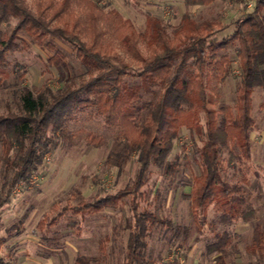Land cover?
Listing matches in <instances>:
<instances>
[{
  "label": "trees",
  "instance_id": "obj_1",
  "mask_svg": "<svg viewBox=\"0 0 264 264\" xmlns=\"http://www.w3.org/2000/svg\"><path fill=\"white\" fill-rule=\"evenodd\" d=\"M182 1L186 6H205L219 0ZM220 1H231L241 7L231 23L220 27L218 22H198L186 14L171 39L160 19L148 18L147 29L141 33L118 12H105L98 1H77V12L72 5L75 0H34L35 16L24 0H0V23L11 18L18 20L9 38L6 40L5 35L0 38V77L9 78L8 57L20 49L17 37L22 32L36 44H46L55 50L49 63L59 66L64 57L48 41L50 36H56L75 47V56L87 71H97L78 86L65 84L56 92L36 94L24 87L20 112L0 114V145L7 171L12 174L0 192V209L10 202L17 186L31 185L43 164L44 154L56 150L59 137L67 136V126L77 115L92 110L108 127L119 130L128 153L137 156L136 179L132 187L94 203L82 201L64 210L83 218L91 210L115 209L120 200L132 195L130 211L134 220L126 224L130 233L123 264H152L145 259L142 248L156 216L141 212L134 196L146 183L152 166L162 169L167 177L176 173L177 163L169 162L168 158L183 128L202 133L205 127L203 146L198 151L201 171L189 195L192 210L205 215L213 207L227 229L235 224L251 223L257 208L242 185L224 179L221 153L234 166H247L252 159V132L256 126L253 94L256 89L264 91V0H253L251 4L245 0ZM80 12L86 17L85 23L77 14ZM52 22L57 26H52ZM229 29V37H219ZM114 42H119L139 64L131 77L151 83L159 92L147 104L142 119L125 111L123 75L128 73L109 56ZM141 43L145 44L148 57L143 56ZM230 46H237L240 66L237 97L233 109L221 106L225 114L218 118L217 112L208 107L211 103L208 83L211 77L224 82L231 74L232 61L220 54ZM201 114L205 118L204 127ZM48 133L56 135L57 141L51 140ZM59 215L62 217V213ZM26 218L27 214L22 222ZM77 225L72 223L69 227L78 231L81 227ZM227 229L207 246L209 254H217L215 264H228L232 233ZM100 250L104 253V242L100 243ZM247 251L264 259V228L260 225L253 228ZM95 261L96 258L81 256L75 264Z\"/></svg>",
  "mask_w": 264,
  "mask_h": 264
},
{
  "label": "rangeland",
  "instance_id": "obj_2",
  "mask_svg": "<svg viewBox=\"0 0 264 264\" xmlns=\"http://www.w3.org/2000/svg\"><path fill=\"white\" fill-rule=\"evenodd\" d=\"M77 1L72 5L79 12ZM93 1H98L105 12H118L141 33L147 29L148 18H158L171 39L186 14L198 22L211 20L223 27L241 11L239 5L220 0L205 6H186L182 0ZM245 1L250 4L253 0ZM24 2L36 16L34 0ZM77 14L85 23L84 13ZM17 23L18 20L13 18L0 23V38L5 35L7 40ZM52 26H57L56 22H52ZM229 32L230 29L219 37H229ZM106 37L109 39L110 34ZM48 41L64 55L59 66L49 63L55 50L46 44H36L25 32L18 33L20 49L8 57L9 78L0 77V114L20 112L24 87L36 94L47 90L56 92L65 84L78 86L91 74H97V71H87L78 61L73 45L56 36H50ZM139 46L143 56L148 57L145 44ZM112 50L109 56L128 73L123 75L126 81L123 85L125 111L142 119L147 104L156 99L159 92L151 83L131 77L138 71L139 64L119 42H114ZM220 54L227 55L233 67L224 82L215 77L209 79L211 103L208 107L217 112L218 118L225 114L220 110L221 106L234 107L240 72L237 46H230ZM252 114L256 126L252 132L251 162L247 166H234L228 164L225 153H221V157L224 179L242 185L257 208L256 218L251 223H239L227 229L220 223L213 207L205 215L203 212L195 214L192 210L189 195L201 171L198 151L205 139V118L201 114L202 133L183 128L175 141L168 161L177 163L176 173L167 177L162 169L152 166L146 183L134 196L141 212L156 216L142 248L147 261L152 264H215L217 254H209L207 246L227 229L232 233L228 264H264V259L247 251L253 228L257 225L264 228V91L261 89H256L253 94ZM77 116L67 126V136L59 137L60 145L56 150L44 154L43 164L35 174V183L17 186L10 202L0 209L2 264H75L81 256L96 258L91 264L125 262L130 233L126 224L134 220L130 211L132 195L120 200L115 209L91 210L85 212L83 218L64 209L82 201L94 203L132 187L137 174V156L128 153L119 130L108 127L95 112L88 110ZM48 136L57 141L56 135L48 133ZM11 177L0 145V192ZM25 214L27 218L22 222ZM72 223H77L80 230L69 227ZM101 242L105 243L104 253L100 250Z\"/></svg>",
  "mask_w": 264,
  "mask_h": 264
},
{
  "label": "built area",
  "instance_id": "obj_3",
  "mask_svg": "<svg viewBox=\"0 0 264 264\" xmlns=\"http://www.w3.org/2000/svg\"><path fill=\"white\" fill-rule=\"evenodd\" d=\"M250 4H251V3H250ZM47 159L49 160V158H47ZM36 180H37V177L34 176L33 179H32V181H31V185L34 184Z\"/></svg>",
  "mask_w": 264,
  "mask_h": 264
}]
</instances>
